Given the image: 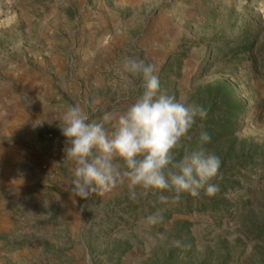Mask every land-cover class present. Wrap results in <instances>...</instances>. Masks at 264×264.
I'll use <instances>...</instances> for the list:
<instances>
[{
  "label": "rangeland",
  "instance_id": "obj_1",
  "mask_svg": "<svg viewBox=\"0 0 264 264\" xmlns=\"http://www.w3.org/2000/svg\"><path fill=\"white\" fill-rule=\"evenodd\" d=\"M129 56L155 66L163 91L207 109L198 130L219 119L206 85L224 80L243 102L234 133L203 146L221 160L218 191L165 203L159 196L174 193L126 181L81 199L71 190L61 130L46 140L45 127L31 138L29 119L22 129L0 125V142L24 146L2 167L18 169L25 185L5 215L14 228L11 240L0 234V264H264V0H0V113L8 105L28 115L37 109L35 73L59 67L68 109L79 105L97 122L106 112L118 117L144 90L123 70ZM88 58L91 70L80 65ZM194 132L174 150L176 161L198 149ZM30 152L35 161L51 158L50 169L30 175ZM152 214L161 222L147 224Z\"/></svg>",
  "mask_w": 264,
  "mask_h": 264
},
{
  "label": "clouds",
  "instance_id": "obj_2",
  "mask_svg": "<svg viewBox=\"0 0 264 264\" xmlns=\"http://www.w3.org/2000/svg\"><path fill=\"white\" fill-rule=\"evenodd\" d=\"M123 70L142 79L144 88L126 112L118 117L106 112L97 122L90 120L81 106L74 105L62 116L59 126L67 141L65 158L74 166L70 182L73 194L87 199L93 192H111L127 181L130 188L174 193L172 197L159 196L165 203L179 200L183 193L193 197L201 191L215 195L220 158L203 146L179 161L174 154L181 141L190 138L197 120L207 118V109L163 91L155 66L138 56L126 57ZM210 139L207 132H201L202 145ZM117 158L123 162V170L115 163ZM161 220L152 214L146 223L155 225Z\"/></svg>",
  "mask_w": 264,
  "mask_h": 264
},
{
  "label": "crops",
  "instance_id": "obj_3",
  "mask_svg": "<svg viewBox=\"0 0 264 264\" xmlns=\"http://www.w3.org/2000/svg\"><path fill=\"white\" fill-rule=\"evenodd\" d=\"M87 53V57H88ZM63 60V58H62ZM67 62V60H63ZM92 59H83V62L80 63L81 66H83V69L85 70H91L92 65L91 62ZM65 71H62L61 68L55 67L54 70H45L41 73H35L34 79L32 80L34 84V88L36 91L34 92V97H36V106L37 109L32 110L29 115L26 112H20L16 113L15 108L13 105H8L7 108L2 110L0 113V125L4 126L7 124H13V129L21 128L22 123L25 122L23 119H29V122L24 123L29 124V129L31 133V138L34 136V134L37 133L38 130H40L42 127L43 128L41 133L45 132H51L52 135H56L58 137L60 134V122L62 123V116L63 114L68 110V100L64 99L62 95L61 89L63 88L64 81H65ZM74 75L76 74L73 73ZM31 75V74H30ZM21 76H19L20 78ZM76 77V76H75ZM22 78V77H21ZM27 84V85H26ZM25 86H31L29 82L25 83ZM56 87L53 91H59L57 96L51 95V88ZM47 88H50L49 92L47 93ZM34 89V90H35ZM53 98L59 99V102H51ZM65 102H63V101ZM19 107V105H16V109ZM39 123V124H38ZM4 132V131H3ZM42 136V135H41ZM22 137V136H21ZM20 136L18 138H21ZM43 139L48 140L49 138H45L42 136ZM60 141V140H59ZM25 145V144H24ZM24 147L22 146V142L14 139L10 140L9 142L2 141L0 142V234L3 235V237H6V240H11L12 237L9 235L8 232L13 230L14 225L12 222H8L9 218L5 217L7 215L8 217L12 215L13 209L11 207L17 206L18 199L21 196V192L23 190V186L21 177L19 176L18 169L14 168L12 171L6 170L5 167H2V164L4 165V160L5 155H13L16 153H19L21 148ZM32 147V146H31ZM60 148V146H59ZM56 148H53L55 150ZM7 151V153H6ZM20 154V153H19ZM49 152L46 151V155L49 156ZM33 155V156H32ZM36 154L33 152H30L25 160V170L30 174V175H42L44 171H39L37 169V166L39 164H46L48 165L50 169V164L49 162H52V159L49 158L48 161L46 162V157L45 156H40V159H37L35 161L34 157ZM34 160V164L31 163V161ZM53 162H56L55 160ZM50 165V166H49ZM47 167V168H48ZM16 168V167H15ZM48 169L46 170V172ZM59 205L68 207L69 202L64 198L61 197L59 201ZM4 208V210H1V208ZM10 208V209H8ZM12 209V210H11ZM7 213V214H5ZM3 214V216H2ZM3 217V220L1 219ZM4 219L6 221H4ZM63 229L66 227L64 225L61 226ZM52 229V227H51ZM42 233L47 234L50 233L52 234V230L50 229H44L42 230ZM34 235H37L36 232L33 233ZM69 233L65 229V231L61 232V235H68ZM13 236V235H12ZM2 238V237H1ZM2 239H0V245H2ZM1 252V251H0Z\"/></svg>",
  "mask_w": 264,
  "mask_h": 264
},
{
  "label": "trees",
  "instance_id": "obj_4",
  "mask_svg": "<svg viewBox=\"0 0 264 264\" xmlns=\"http://www.w3.org/2000/svg\"><path fill=\"white\" fill-rule=\"evenodd\" d=\"M206 89L209 93L213 94L216 101L219 104L216 109L213 110L219 117L218 120H209L207 126L203 129L195 130L193 135L192 146L200 148L206 144L219 141L234 133L237 127L236 119L238 115L244 110L243 102L237 98L230 84L224 80L217 81L213 84L206 85ZM192 129L189 133H192ZM201 132H207L210 136V141L201 144L200 134Z\"/></svg>",
  "mask_w": 264,
  "mask_h": 264
},
{
  "label": "built area",
  "instance_id": "obj_5",
  "mask_svg": "<svg viewBox=\"0 0 264 264\" xmlns=\"http://www.w3.org/2000/svg\"><path fill=\"white\" fill-rule=\"evenodd\" d=\"M42 136L45 138H50V137H52V133L51 132H45L42 134ZM34 162H35L34 160L31 161L32 164H34ZM37 169L39 171H45L46 170V164H39L37 166Z\"/></svg>",
  "mask_w": 264,
  "mask_h": 264
}]
</instances>
